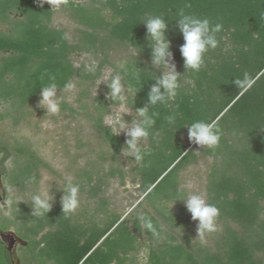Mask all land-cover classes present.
Listing matches in <instances>:
<instances>
[{
    "label": "trees",
    "instance_id": "16d2710c",
    "mask_svg": "<svg viewBox=\"0 0 264 264\" xmlns=\"http://www.w3.org/2000/svg\"><path fill=\"white\" fill-rule=\"evenodd\" d=\"M67 5L68 16L78 26L73 41L64 29L51 26L53 10L48 4L0 0V28L7 27L0 31V107H4L0 121L18 126L30 115L28 107L41 88L50 83L59 90L74 78L92 85L106 67L115 75L121 70L111 60L120 49L128 53L123 59L127 75L121 71L125 87L138 92L137 96L130 92L125 106L136 114L135 109L147 103L155 76L161 75L160 69L151 67L143 24L151 16L164 17L168 23L166 35L177 72L183 76L174 100L149 109L157 114L156 123L141 148L145 159L135 166L142 196L135 209L123 218L104 197L108 178L118 175L124 181L119 168L82 174L80 191L97 199L91 212L65 216L56 203L48 214L37 217L32 203H14L10 216H0V231L13 230L25 242L18 253L20 264H139L141 237L149 243L145 264H264V0H86L75 4L68 0ZM181 9L223 25L217 34L219 46L206 53L205 66L198 73L185 72L179 51L184 41L175 20ZM73 55H89V69L75 67ZM244 72L255 84L239 95L234 80ZM106 85L104 94L92 98L94 114L86 115L112 153L119 155L125 146L123 137L102 124L110 107L120 105L108 97ZM59 105L61 111L77 116L74 109ZM170 115L176 117L174 125L168 123ZM217 118L223 135L214 151L183 140L188 135L185 126ZM11 150L15 152L12 167L1 171L2 183L5 190L24 191L37 182L39 169L48 165L25 144ZM200 158L211 159L205 174L206 202L220 210L213 248L193 242L190 226L197 222L181 201L185 194L179 175ZM172 204L176 209L169 207ZM142 217L151 219L155 233L142 226ZM9 262L0 244V264Z\"/></svg>",
    "mask_w": 264,
    "mask_h": 264
},
{
    "label": "rangeland",
    "instance_id": "374dc122",
    "mask_svg": "<svg viewBox=\"0 0 264 264\" xmlns=\"http://www.w3.org/2000/svg\"><path fill=\"white\" fill-rule=\"evenodd\" d=\"M68 1V0H67ZM75 3H84L86 0H70ZM103 1V0H95ZM50 6V5H49ZM67 3L61 5L59 10H53L51 26L62 28L66 31L69 40L73 41L76 36L77 25L70 19L67 13ZM5 29V28H4ZM128 55L124 49L118 50L111 60L112 63L119 65ZM89 55H73L72 61L75 67L84 65L89 69ZM113 74L111 67L103 69L102 74L97 81L89 85L78 78H74L69 84L74 85L71 90L57 89V102L64 103L66 108H72L77 111V116L72 117L68 110L60 111L56 114H47L46 110L38 105L41 99L39 93L35 102L28 107L30 115L22 120L18 126H13L9 120L0 121V171L12 167V161L15 152L11 150L16 144H25L29 146L40 158L48 165V168L39 169V178L35 184H29L24 191L17 188H7L5 204L0 205V216H10L12 204L19 202L32 203L33 195L42 192L51 193L54 197L53 204L60 203L62 191L68 177H72L74 184L83 186L84 172L108 173L110 169L119 168L125 175L122 182L118 175L106 180L104 197L110 203V209L126 217L141 201L142 196L138 190V176L135 172V162L132 157L123 154L114 155L112 149L105 143L100 133L95 129L93 121L86 114L93 115L92 98L99 92H103V87L108 83ZM84 93L85 96H81ZM130 92L125 87V96ZM4 107H0L2 111ZM121 105L110 107L109 114L102 119V124L112 129L111 120L119 112L121 116L125 114ZM130 114H136L130 110ZM131 115H125V120L131 121ZM123 137L125 145V135ZM185 142L188 135L183 136ZM194 144H192L193 146ZM146 146V141L141 143V148ZM211 159H199L197 164L190 165L179 175L180 189L184 191L187 198L190 194H199L205 198V174ZM191 182L192 188L187 187ZM85 186V185H84ZM206 200V198H205ZM97 199L89 197L87 192H81L79 195V207L73 213L92 211L95 208ZM183 203V202H182ZM176 209L175 205H169ZM190 234L193 242L204 247H214L217 238L216 232L204 234L203 237L197 235V223L190 226ZM217 230L220 225L217 224ZM148 244L144 237L139 239V251L136 254L139 264H145Z\"/></svg>",
    "mask_w": 264,
    "mask_h": 264
},
{
    "label": "clouds",
    "instance_id": "9594fccd",
    "mask_svg": "<svg viewBox=\"0 0 264 264\" xmlns=\"http://www.w3.org/2000/svg\"><path fill=\"white\" fill-rule=\"evenodd\" d=\"M37 3L43 7L46 3L50 5L51 10H59L61 5L67 3V0H37ZM190 7V5H188ZM176 28L182 35L184 43L179 51L183 59L185 72L198 73L205 66V55L209 50H215L219 46L217 34L223 29L221 23H212L208 18H199L193 14H186L183 9L178 13ZM146 27V40L151 50V67L161 70L159 77L155 76V83L152 84L147 92V103L140 108L135 109V116L130 114V110L125 109L123 117L117 112L111 124L115 136L123 133L126 137L125 146L121 149V154L133 157L137 163L145 159L146 153L141 149V143L147 141L150 136V130L154 127L156 113H150V107L156 105H168L178 94L180 88V73L177 72L174 54L171 51V41L167 37L168 23L164 17L151 16L143 22ZM126 61L118 65L119 69L127 75ZM94 70V68L92 69ZM121 71L112 75L110 82L106 85L108 97L113 101H118L122 108L126 102L125 83ZM138 76V73H137ZM54 80V77L51 78ZM239 95L248 92L255 80L248 72H244L242 78L234 80ZM72 84L65 85V90H71ZM128 91L137 96V91L131 86ZM47 114H56L60 111V105L57 102V85L53 82L46 87L41 88V99L38 103ZM125 115H131V121L125 120ZM170 125L175 124L176 117L170 115L168 118ZM187 128L188 140L198 148H207L215 150L219 147L223 131L218 125L217 120L211 122L196 121ZM187 187L192 188L191 182ZM80 185L72 182V177H68L62 191L61 207L65 216L75 212L79 207ZM54 197L51 193L42 192L32 197V213L41 217L48 214L52 208ZM191 220L197 222V235L203 237L204 234L215 233L217 231V220L220 210L214 204L207 203L205 198L199 194H190L186 199L181 200ZM142 226L155 233L154 225L149 218L142 217Z\"/></svg>",
    "mask_w": 264,
    "mask_h": 264
},
{
    "label": "flooded vegetation",
    "instance_id": "af4514ba",
    "mask_svg": "<svg viewBox=\"0 0 264 264\" xmlns=\"http://www.w3.org/2000/svg\"><path fill=\"white\" fill-rule=\"evenodd\" d=\"M17 17H20L19 15H16V14H13V18H17ZM5 28V29H4ZM7 27L4 26L2 28H0V31L2 30H6ZM7 52H4V54H6ZM0 186H2L3 190H4V197H3V192H2V189L0 188V205L4 202L5 204V199H6V194H7V191L5 190L4 186H3V183H2V178H1V171H0ZM6 232H13V230H8V231H0V235L2 234H5ZM14 235L19 239L21 240L15 233ZM14 240V243L9 247L7 243L5 242H2L1 239H0V244L3 245V248L5 250V252L7 253L9 259H10V264H20V259H19V256H18V253H19V250L21 247H25L26 245H21L19 244L15 239Z\"/></svg>",
    "mask_w": 264,
    "mask_h": 264
},
{
    "label": "water",
    "instance_id": "95a60500",
    "mask_svg": "<svg viewBox=\"0 0 264 264\" xmlns=\"http://www.w3.org/2000/svg\"><path fill=\"white\" fill-rule=\"evenodd\" d=\"M0 188L2 189L3 197H4V190H3L2 186H0ZM2 204H4V202ZM0 239H1L2 242L7 243L9 247L14 243V240L13 239H15L19 244L25 245V242L19 240L14 235L13 232H6L5 234L0 235Z\"/></svg>",
    "mask_w": 264,
    "mask_h": 264
}]
</instances>
